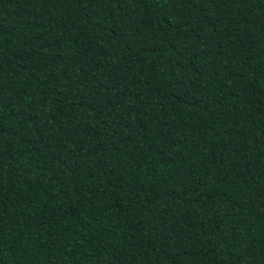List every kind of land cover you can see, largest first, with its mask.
<instances>
[{
  "label": "trees",
  "instance_id": "16d2710c",
  "mask_svg": "<svg viewBox=\"0 0 264 264\" xmlns=\"http://www.w3.org/2000/svg\"><path fill=\"white\" fill-rule=\"evenodd\" d=\"M0 264H264V0H0Z\"/></svg>",
  "mask_w": 264,
  "mask_h": 264
}]
</instances>
